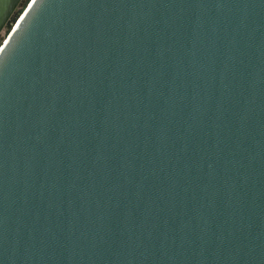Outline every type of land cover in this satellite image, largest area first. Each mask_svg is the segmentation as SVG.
Wrapping results in <instances>:
<instances>
[{"label":"water","instance_id":"95a60500","mask_svg":"<svg viewBox=\"0 0 264 264\" xmlns=\"http://www.w3.org/2000/svg\"><path fill=\"white\" fill-rule=\"evenodd\" d=\"M0 264H264V0H0Z\"/></svg>","mask_w":264,"mask_h":264},{"label":"rangeland","instance_id":"374dc122","mask_svg":"<svg viewBox=\"0 0 264 264\" xmlns=\"http://www.w3.org/2000/svg\"><path fill=\"white\" fill-rule=\"evenodd\" d=\"M2 41H4V30L0 33V45L2 44Z\"/></svg>","mask_w":264,"mask_h":264}]
</instances>
